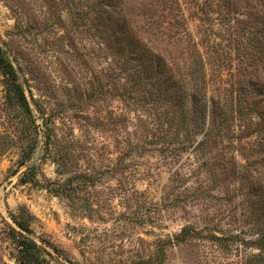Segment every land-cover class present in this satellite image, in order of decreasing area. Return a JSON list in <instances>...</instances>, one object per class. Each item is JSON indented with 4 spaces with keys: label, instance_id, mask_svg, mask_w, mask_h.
Here are the masks:
<instances>
[{
    "label": "rangeland",
    "instance_id": "obj_1",
    "mask_svg": "<svg viewBox=\"0 0 264 264\" xmlns=\"http://www.w3.org/2000/svg\"><path fill=\"white\" fill-rule=\"evenodd\" d=\"M178 1L173 16L158 8L152 28L139 23L168 65L187 61L188 45L214 47L224 69L219 74L208 66L211 86L229 89L242 74L250 82L264 78V69L252 71L264 63L256 52L251 68L240 67L258 45L253 33L264 37V0H208L207 16L205 0ZM144 9L142 0L130 7ZM0 47L37 125L35 132L31 124L5 123L0 77V264H14L7 224L24 210L30 236L52 252L51 264H215L221 256L208 244V229L220 235L231 227L252 237L249 228L264 208V88L247 98L256 105L248 119L257 125L236 120L227 128L234 135L196 149L202 135L176 138L165 131L170 123L150 121L153 111L124 106L115 89L114 51L104 49L93 29L68 25L63 0H0ZM230 100L245 109L235 94ZM246 126L255 134L243 138ZM144 140L152 144L145 147ZM33 166L32 181L21 182ZM186 226L196 240L170 245L168 238ZM235 255L221 260L233 264Z\"/></svg>",
    "mask_w": 264,
    "mask_h": 264
},
{
    "label": "trees",
    "instance_id": "obj_2",
    "mask_svg": "<svg viewBox=\"0 0 264 264\" xmlns=\"http://www.w3.org/2000/svg\"><path fill=\"white\" fill-rule=\"evenodd\" d=\"M133 1L63 0L64 15L68 25L75 29L80 27L85 33L93 29L99 34L104 49L106 47L114 51V64L111 65L113 73L115 72V89L119 100L127 108L135 107L139 110L147 108L153 111V118L150 121L170 123V125L165 124V131H172L171 134L176 138L181 137L187 141L196 135H202L203 139L197 143L196 149L202 147L205 149L213 140L234 135L227 130L228 124L235 123L236 120L241 121L244 117L248 119V113L256 110V105L252 106L254 101L248 103L247 98L257 95L254 94L255 91L263 90L264 78L257 76V79H250V82L242 74V77L230 82L229 89L222 88L215 82H212L211 86L208 66L209 70H216L219 74H222L224 69V61L214 47H210L208 51V47L200 50L195 45H188L186 47L188 60L182 63L174 61L175 67L168 65L162 53L164 49L159 47L157 39H151L143 32L139 23L143 22L148 28H152L153 22H157L152 18L158 12V8L161 10L160 13L166 12V15L173 16L175 9L181 8L179 1L146 0L148 4L146 5L145 2L143 3L145 0H142V5H145L144 11L132 13L130 7ZM201 7V12L207 16L208 0H205ZM167 8L169 9L166 10ZM174 18L179 23L178 18L175 16ZM259 32L262 31L256 30L253 33V37L257 38L258 42V45L254 43L252 46L255 50L251 49L250 55L240 60L243 65L240 67L244 70L256 63V58L253 59L256 57L255 52L264 60L262 41L264 37L257 35ZM260 69H264V63L252 71L258 72ZM0 77L4 93L3 120L9 126L14 123H21L22 127L31 124L36 132V119L25 87L7 52L1 47ZM121 80L123 84H120ZM215 85L218 86L213 88ZM215 91L216 93H213ZM234 94L236 99H242L245 109L239 107V101H237L238 106L233 107L230 97ZM248 123L250 127L256 122L249 117ZM249 127L244 128L243 138L255 134L254 129L250 130ZM145 140L142 145L147 147L151 142ZM36 144L35 138L28 151L21 152L18 168L25 166ZM36 174V167H27L22 172L21 182L32 181ZM52 192L58 194V190L52 189ZM24 212L21 215H12L13 225L7 224L6 237L12 245L14 264H51L52 252L30 236L31 216L26 210ZM258 213L256 224L249 228L252 235L249 238H245L241 231L235 232L231 227L220 231V235L208 229V244L212 245L221 256L215 264H229L221 259L233 250L237 259L233 264H264V208L261 207ZM196 238L197 233L186 226L179 234L169 237L167 241L170 245H180L195 241Z\"/></svg>",
    "mask_w": 264,
    "mask_h": 264
}]
</instances>
